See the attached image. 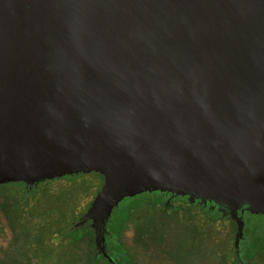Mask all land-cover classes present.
I'll return each mask as SVG.
<instances>
[{
	"label": "water",
	"instance_id": "obj_1",
	"mask_svg": "<svg viewBox=\"0 0 264 264\" xmlns=\"http://www.w3.org/2000/svg\"><path fill=\"white\" fill-rule=\"evenodd\" d=\"M92 171L101 251L145 190L264 214V0H0V182Z\"/></svg>",
	"mask_w": 264,
	"mask_h": 264
},
{
	"label": "flooded vegetation",
	"instance_id": "obj_2",
	"mask_svg": "<svg viewBox=\"0 0 264 264\" xmlns=\"http://www.w3.org/2000/svg\"><path fill=\"white\" fill-rule=\"evenodd\" d=\"M71 174L82 176L0 182V264H264L263 213L234 215L213 201L163 190L122 199L108 217L101 251L93 220H80L105 177ZM90 174L100 182L97 192L79 193L78 181ZM60 183L66 190L59 197ZM65 202L73 207L62 225L61 208L49 207Z\"/></svg>",
	"mask_w": 264,
	"mask_h": 264
},
{
	"label": "rangeland",
	"instance_id": "obj_3",
	"mask_svg": "<svg viewBox=\"0 0 264 264\" xmlns=\"http://www.w3.org/2000/svg\"><path fill=\"white\" fill-rule=\"evenodd\" d=\"M99 180L96 178L95 175L90 174V175H86L84 176V178H82L81 180L78 181L77 183V188L80 189L79 193L83 192V193H90L91 195H95V193L97 192L98 186H99ZM65 190L64 189V184L60 183L59 184V188H58V196L60 197L61 195L65 194ZM76 192H78L76 190ZM60 200V199H59ZM54 203H59L58 199L55 198ZM60 207L61 209L58 210V213L61 214V224L64 225L67 222V216L70 212H72V207H73V203L68 204L67 202H65V205H60L58 204V206H53V207H49L50 211L53 210L55 211V208ZM61 212V213H60Z\"/></svg>",
	"mask_w": 264,
	"mask_h": 264
},
{
	"label": "trees",
	"instance_id": "obj_4",
	"mask_svg": "<svg viewBox=\"0 0 264 264\" xmlns=\"http://www.w3.org/2000/svg\"><path fill=\"white\" fill-rule=\"evenodd\" d=\"M80 174H73V175L72 174H66L63 177H65V178H71V179H78L80 176H82Z\"/></svg>",
	"mask_w": 264,
	"mask_h": 264
}]
</instances>
